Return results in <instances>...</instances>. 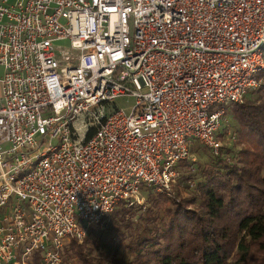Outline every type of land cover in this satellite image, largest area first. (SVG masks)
<instances>
[{"label":"built area","instance_id":"obj_1","mask_svg":"<svg viewBox=\"0 0 264 264\" xmlns=\"http://www.w3.org/2000/svg\"><path fill=\"white\" fill-rule=\"evenodd\" d=\"M0 68V264H65L119 202L176 198L192 141L220 153L209 107L259 84L264 0H0Z\"/></svg>","mask_w":264,"mask_h":264},{"label":"trees","instance_id":"obj_2","mask_svg":"<svg viewBox=\"0 0 264 264\" xmlns=\"http://www.w3.org/2000/svg\"><path fill=\"white\" fill-rule=\"evenodd\" d=\"M255 77L259 98L244 95L241 103L231 104L245 144L241 165L212 156L217 161L197 184L196 210L184 207L187 200L167 207L165 198H157L155 212L146 208L135 218V207L119 202L112 212L128 235L125 263L115 241L104 244V256L93 257L96 244L87 233L64 247L77 264H264V71Z\"/></svg>","mask_w":264,"mask_h":264},{"label":"rangeland","instance_id":"obj_3","mask_svg":"<svg viewBox=\"0 0 264 264\" xmlns=\"http://www.w3.org/2000/svg\"><path fill=\"white\" fill-rule=\"evenodd\" d=\"M54 46L61 47V48H69V40L61 39L55 41ZM2 69L0 68V73ZM258 79V78H257ZM260 84V79H258ZM259 84L257 86H259ZM255 88V87H254ZM249 89L247 90L245 97L246 98H256L258 99L260 96L259 91L256 89ZM115 106L119 109H122L124 112L128 113L134 103L133 97H118L114 100ZM235 104V103H233ZM239 104V103H236ZM231 104H222V103H215L209 107V111H216L219 109H223L222 119H221V133L219 138L222 142V149L218 154V160H224L230 164H235L237 166L240 164L241 158V151L244 148V142L240 141V134H239V126L237 122L232 118L231 115ZM52 144H56L57 140L54 138L51 140ZM190 150L194 156V164L192 167L185 165V162L181 163V174L182 178L179 181V184L176 189V198H170L163 194L156 193L150 189L143 190V197L144 201L140 205H134L135 214L134 217L136 218L138 215L142 214L143 211L148 208L152 210V212L156 209L155 202L157 198H159L160 202H162L165 198L168 202L167 207L174 206L173 204H179L183 202V200H187L186 205L184 207L189 210H196L198 204V191H197V184L203 180L202 171L206 170L211 163L217 161L214 156L207 147H205L202 143L197 140L192 141ZM189 179L191 182V186H189L186 182L183 183L184 180ZM161 197H159V196ZM139 206V207H138ZM163 207V206H162ZM165 208V207H163ZM155 212V211H154ZM163 213V210L160 211V214ZM87 237L90 243L96 244L92 251L93 257H102L104 256V252L102 251L107 243L110 241L116 243L118 242L119 245L117 246L118 255L121 257L122 261L125 263L128 256L126 254L125 244L128 240V235L125 229L116 221L114 213L112 212L109 218L104 222L103 227L97 226H89L87 228ZM96 240H98L96 242ZM105 244V245H104ZM116 245V244H115ZM120 246V247H119ZM90 248V247H87ZM69 248L66 247L64 250V257L67 264H77L76 258L72 256L71 251L68 250ZM101 251L103 253H101ZM122 263V264H124Z\"/></svg>","mask_w":264,"mask_h":264}]
</instances>
